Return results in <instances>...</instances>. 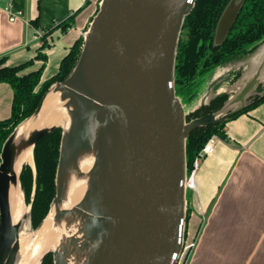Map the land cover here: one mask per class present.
I'll use <instances>...</instances> for the list:
<instances>
[{
    "label": "water",
    "instance_id": "95a60500",
    "mask_svg": "<svg viewBox=\"0 0 264 264\" xmlns=\"http://www.w3.org/2000/svg\"><path fill=\"white\" fill-rule=\"evenodd\" d=\"M232 1L229 0L217 22L214 44H220L227 36L243 2L238 0L227 18L225 11ZM194 3L195 0H100L69 75L43 93L35 110L2 145L0 264L16 263L19 234L22 230L34 233L53 205L62 201L60 171L68 164L70 155L74 158L78 147L95 151L91 170L93 194L89 204L79 209L88 210L93 219L94 238L85 264L177 263L186 233V138L198 127L225 121L241 111L253 94H264V89H258L264 85L262 40L248 57L214 67L222 70L217 72L207 97L198 105L226 92L229 97L222 107L185 120L186 110L175 95L174 64L183 20ZM220 23L225 24V33L216 42ZM239 69L240 76L228 88H222ZM50 93L57 94L59 105L69 107V129L64 126L65 118H60L18 138L20 128L29 121L32 124L45 120L47 115L42 114V108ZM198 105L192 108L190 105L188 110ZM58 125L62 127V135L55 196L47 215L30 230L27 226L30 206L24 204L19 184L25 163L15 173L14 160L28 148L33 154L37 140ZM97 125L101 127L95 131ZM27 164L34 166L33 162ZM15 183L26 208L16 222L9 202L10 185ZM48 252H52V264H58L54 248L44 251L38 264Z\"/></svg>",
    "mask_w": 264,
    "mask_h": 264
},
{
    "label": "crops",
    "instance_id": "0c3cea01",
    "mask_svg": "<svg viewBox=\"0 0 264 264\" xmlns=\"http://www.w3.org/2000/svg\"><path fill=\"white\" fill-rule=\"evenodd\" d=\"M98 0H14L22 17L14 21L0 11V57L16 66L32 61L26 73L42 63L41 81L51 78L61 59L83 36ZM74 14L66 31L59 23ZM34 29L43 38L33 40ZM45 47L42 48V44ZM13 92L0 82V120L9 117ZM211 154L201 159L189 197L195 245L187 264H264V102L224 125ZM197 226V229H196Z\"/></svg>",
    "mask_w": 264,
    "mask_h": 264
},
{
    "label": "trees",
    "instance_id": "16d2710c",
    "mask_svg": "<svg viewBox=\"0 0 264 264\" xmlns=\"http://www.w3.org/2000/svg\"><path fill=\"white\" fill-rule=\"evenodd\" d=\"M229 0H195L190 13L184 17L176 47L174 64L175 95L185 108V120L217 111L222 107L229 94L219 93L207 103L188 110L189 104L197 96L200 81L212 68L228 61L246 58L256 45L264 40V0H243L227 36L220 44H214V32L217 22ZM74 20V14L59 23L66 31ZM83 38L77 39L61 59L58 71L41 81L45 55L37 53L43 63L35 70L21 73L32 61L16 66L5 64V57H0V82L10 84L13 92L10 116L0 120V152L2 145L14 128L28 117L37 107L43 93L57 81H63L73 69L80 53ZM45 44H42V48ZM237 70L231 78L235 81L241 74ZM258 89H264L259 86ZM264 102V94L255 93L249 97L247 105L225 121L198 127L185 141L187 171L206 140L216 134L226 139L225 123L246 113ZM62 135L60 125L41 136L33 147V164L25 163L19 175V184L23 193L24 204L30 206L27 226L34 230L47 215L50 203L55 196V177ZM189 214L186 215V223ZM52 252H48L41 264H52Z\"/></svg>",
    "mask_w": 264,
    "mask_h": 264
},
{
    "label": "bare ground",
    "instance_id": "6f19581e",
    "mask_svg": "<svg viewBox=\"0 0 264 264\" xmlns=\"http://www.w3.org/2000/svg\"><path fill=\"white\" fill-rule=\"evenodd\" d=\"M57 99V94L50 93L42 108V114L47 115L45 120L32 124L29 121L20 128L18 138L25 137L34 128L49 126L60 118H65L64 126L68 130L69 107H63L62 103L59 105ZM100 127L101 125H97L95 131ZM94 160V148L88 147H78L74 158L69 156L68 164L61 169L59 175L62 201L53 205L48 217L34 233L29 234L22 230L19 234V254L15 264H38L39 258L48 248L57 251L58 264H85L94 238L93 219L88 210L79 209L89 204L93 194L91 170ZM32 162L31 148H28L20 156H16L12 170L17 173L21 163ZM9 202L13 221L16 222L26 212L17 183L10 185Z\"/></svg>",
    "mask_w": 264,
    "mask_h": 264
},
{
    "label": "built area",
    "instance_id": "2783aa9c",
    "mask_svg": "<svg viewBox=\"0 0 264 264\" xmlns=\"http://www.w3.org/2000/svg\"><path fill=\"white\" fill-rule=\"evenodd\" d=\"M13 1L14 0H0V11H4L8 15L9 21H14L22 17V12L20 10H14L13 8ZM43 32L39 29H34L32 34V39L37 40L43 38ZM218 136L216 134H212L204 143L202 148L199 150L195 158L192 162V167L190 171H187V176L185 179V186L190 191H194L195 187V175L197 172V168L200 164L201 159L205 156L212 153L214 144L218 140ZM195 245V239L190 238V240H184L183 247L178 255L177 263L176 264H187L188 258L190 253Z\"/></svg>",
    "mask_w": 264,
    "mask_h": 264
},
{
    "label": "rangeland",
    "instance_id": "374dc122",
    "mask_svg": "<svg viewBox=\"0 0 264 264\" xmlns=\"http://www.w3.org/2000/svg\"><path fill=\"white\" fill-rule=\"evenodd\" d=\"M99 2H100V0H98L97 9L99 6ZM236 3H238V0H233L232 2H230V4L228 5V7L225 11V17L228 18L232 15V13L234 12ZM220 24L221 25H219L217 33H216V42L219 41L224 36V33H225V27H226L225 24L223 26H222V23H220ZM220 70H222L221 67L210 69L203 76L202 80L200 81L199 92H198L197 96L189 104L188 108L190 107V105H191L190 108L198 105L199 103H201L203 101V99H205L207 97V94L210 91L211 85L215 83L217 72H219ZM223 75L224 74H222V77H223ZM232 82L233 81L231 79H229L228 81H225L222 84V88H228L232 84ZM27 162H29V161H27ZM32 168H34V166H32ZM190 193H191V191L189 189H187V194H186V197H187V214H189V209H190L188 206ZM193 225H194V223L192 221H189V223H188L189 232L187 234L185 233L184 240H186V239L190 240V237H191L190 235L193 231ZM196 229H197V226H196Z\"/></svg>",
    "mask_w": 264,
    "mask_h": 264
}]
</instances>
